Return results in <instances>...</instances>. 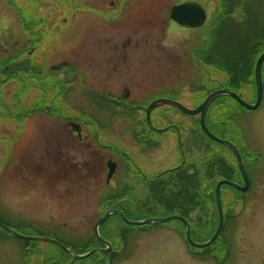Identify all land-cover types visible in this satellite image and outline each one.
<instances>
[{
  "label": "rangeland",
  "instance_id": "rangeland-1",
  "mask_svg": "<svg viewBox=\"0 0 264 264\" xmlns=\"http://www.w3.org/2000/svg\"><path fill=\"white\" fill-rule=\"evenodd\" d=\"M17 1L22 0H16V3ZM35 1L33 14L41 15L44 21L38 26L42 32L41 42L36 44L35 58L31 60H35L43 71H52L53 65L62 60L76 65L83 85H70L75 87L73 93L81 91L85 84L90 87L91 92L107 90L118 93L123 84L128 83L134 95L139 91L146 92L142 98L133 99L142 105L159 98L172 99L177 93L183 95L182 102L187 108H193L194 99L188 97L191 92L189 84L175 72L178 70L184 74L186 70H195L194 66L186 69L185 62L190 59L188 52L198 47V35L201 34L204 38L203 30L198 35L196 30H192L187 38L172 32V27L170 33L167 30L171 5L183 0ZM215 5V0L207 4L213 10ZM262 10L264 11V5ZM0 20L2 63L21 52L24 46L27 47L29 36L17 12L6 0H0ZM164 39L172 47L163 48L159 41ZM199 43L203 44L204 40ZM27 49L20 54V58L28 57ZM207 69L212 72L208 67ZM85 72L89 75L88 78ZM33 76L32 82L26 79L24 82L8 84L2 90V99L6 105L0 110V221L20 234L48 236L84 254L87 248H95V243L90 238L92 227L101 212L103 196L106 197L113 191L96 188L95 181H92L83 168L87 154L85 148H76L70 138L62 133L56 136L51 125L41 115L37 114L30 119V126L23 120L8 117L7 107L10 106L12 112L18 113L19 101L30 104L37 97L36 90L24 94L20 91L22 87L28 88L31 83L44 81L39 73ZM213 77L223 79V75L216 72ZM221 102L222 98L215 105L219 106ZM73 103L81 110L86 108L89 113H94L95 104L89 100L81 102L80 98L74 96ZM107 110L111 114L101 109L96 113V120H103L106 131L113 129L115 123L120 128L121 121L119 123L116 120L120 116L112 119L109 116H113L114 109L109 106ZM160 112L165 113L166 123L168 120L185 119H190L196 125L199 123V117H188L167 106L158 108L156 113ZM221 112V106L213 110V118L208 121L210 129H218L220 132L222 124L219 121H222V117L217 120V116ZM115 113L119 114L117 111ZM45 123L49 126H44ZM124 142L129 143V140L125 139ZM70 154H74V164L70 165L73 169L70 170L69 179L61 180L62 187L66 186L70 190L63 189L62 195L55 190L60 181L51 178V173H55V169L62 166L64 159ZM168 154L170 153L167 156ZM129 199L133 202V199ZM222 201L227 214L229 205L225 197ZM111 204L115 205L113 202ZM163 214V210L146 212L147 218L163 217ZM136 215L130 216V219H146L140 218L138 213ZM82 220L86 221L83 223ZM178 228L177 221L138 228L126 225L117 216H112L100 227V234L106 240L118 242L121 250L122 234H125L127 249L120 257L134 256L136 261H140L139 258L156 242L166 247L173 245V241L166 244L169 241L167 236L171 235L172 239L178 241L177 245L181 250L177 256L178 264H217L213 259L210 260L209 255L224 264H264V205L245 206L238 217L227 222L221 243L212 244L211 247L208 246L209 249L190 246L186 234ZM207 229L211 230V227L208 226ZM199 230L192 232L191 237L195 242L203 243L209 231L205 227ZM159 235L163 237L159 238ZM0 237L3 240L0 242V264H19L23 248L27 246L43 250L36 255L37 258L34 257L38 261L52 260L62 264L68 260V256L54 244L21 240L7 233H0ZM188 256L195 260L190 261ZM27 260L33 261V258ZM96 261V255H93L77 260L74 264H95ZM118 264H129V259Z\"/></svg>",
  "mask_w": 264,
  "mask_h": 264
},
{
  "label": "flooded vegetation",
  "instance_id": "flooded-vegetation-1",
  "mask_svg": "<svg viewBox=\"0 0 264 264\" xmlns=\"http://www.w3.org/2000/svg\"><path fill=\"white\" fill-rule=\"evenodd\" d=\"M212 1L183 0L171 5L168 11V33L171 32L170 27H172V32L178 35L181 34L185 38L191 35L192 30H196V35H198L209 24V21L213 19V13L215 12L210 6H207ZM185 2H196L205 8L206 22L202 27H182L171 20L170 10L172 6ZM197 39L196 36L195 41ZM201 40H203L202 37ZM208 41L211 42L210 40ZM159 44L163 48L166 46L172 47V45L166 44L165 39L162 42L159 41ZM191 51L188 52V57L195 58L191 56ZM124 60L126 61V59ZM192 64L191 59L187 60L185 62V68H193ZM244 68L245 66L239 65V71H237L238 79H233V72L226 70L221 82L222 86L219 89H225L229 93H234L242 102L248 105H254L258 98V91L254 81V70L253 79H250V82L247 84L244 78L246 72ZM77 73L78 81L80 74L78 68ZM85 73L87 75V72ZM128 73L130 74L129 70ZM175 73L179 78L186 79L187 82L201 77L202 83L205 85H214L212 73L207 70H186L184 74H181L177 70ZM47 80L49 82H45V88H42V90L35 89L37 97L34 99V102L30 104L20 102L19 108L22 110L23 115H26V111H30L33 105L37 104V107L40 108V112H34L26 121L25 119L22 120L30 126V121L37 114L41 115L40 117H43V120L51 125L56 136H60L62 133L65 137L70 138V141L75 144L76 148H85L87 154L84 158L85 163L83 168L91 176L92 181H95L96 188L102 187L103 190H106L127 187L129 190V198L133 199L132 204H136V198H142L147 208L155 211H160L162 208L161 203L152 201V197L156 195V191L170 190V188L177 191L182 185H186L187 180L190 189L193 191L192 194L196 197L199 184L197 182L198 159L195 142L198 137L199 123L196 125L190 119L183 121L168 120L166 123L164 121L165 113L160 112L158 114L156 113L157 109H154L150 113L149 122L144 110L134 108L140 105L146 108L149 102L146 105H142L137 100H133L142 98L146 92L139 91L134 95L133 91H131V86L128 83H124L122 90L118 91V93L107 90L106 92L97 93L100 100L107 102V105L119 113L118 115L120 117L116 118V120H119V123L121 121V127L117 128L115 123L113 129L106 131L103 127V120H101L102 127H100V130H95V125L91 118H84V116H87L86 114H79L81 118L74 112L75 108L79 109L73 103L74 96L76 95L78 97L80 93H73L74 87L67 85L69 83H66L65 75L60 73L52 77L49 76V78H46ZM90 90L89 86L82 88V92L86 94ZM191 92L188 94V97L194 99L195 104L193 107L200 105L206 98V96H203V90ZM127 94L129 95L127 96ZM183 98V95L175 93L171 100L183 103ZM219 106L222 109L221 137L217 134L218 129L214 131L208 127L212 133L236 148L245 176L241 171L236 154L229 146L222 145L218 151L210 152L211 155H219L222 158L220 163L223 167V176L218 181L224 180L238 185L240 188L246 187L245 191H241L224 184L222 186L221 198L225 197L226 203H228L231 209L238 202H242L243 208L256 204L264 205V64L262 66L260 101L255 109L249 110L236 97L229 94L222 97V102ZM219 106L217 105L216 107ZM167 107L174 108L172 106ZM23 108L27 109L23 110ZM155 115H157V118H155ZM46 123L44 126H49ZM106 138L109 140H106ZM125 139H128L129 143H125ZM167 153L170 154L167 156ZM70 155L69 157L66 156L67 159H64L62 166L55 169V173H51V178L55 181H60L55 190L57 192L59 191L62 195L64 194L63 189L66 191L70 190L66 186L62 187L61 182L62 179H69L70 170L73 169L70 165L74 164V154ZM111 163H115L116 167L110 174L108 165H111ZM200 187L207 189L209 186L208 184H201ZM195 197L193 205L196 203ZM114 203L116 206H126L121 198H116ZM182 217L190 224V233L200 231L199 229H201L203 223L199 224V222L208 220L204 212L201 210L198 211L195 207L192 208L189 216ZM118 218L120 219V217ZM85 221L83 220L82 222L84 223ZM177 223L180 232L183 230L185 234L184 224L180 221H177ZM171 232L174 233L173 231ZM158 237L161 238L163 236L159 235ZM167 240L169 241L166 244H170L173 241V245L166 247V245L164 246V244L156 242L153 246L154 248L147 249L143 257L139 258L140 261H136L134 256L129 258V264H178L177 256H179L178 254L181 251L177 245L178 241L172 239L171 235L167 236ZM96 248L104 249L105 247L97 246ZM40 251L43 252L39 247L27 246L23 248L21 262L19 264H57L56 261L52 260L41 261L40 259L38 261L36 255ZM114 252H117V250L115 249L114 251V248H112V260ZM28 255H32V257H28ZM32 258L33 261L27 260H32ZM188 258L191 259L190 261L195 260L190 256ZM69 260L70 256H68L67 261Z\"/></svg>",
  "mask_w": 264,
  "mask_h": 264
},
{
  "label": "trees",
  "instance_id": "trees-1",
  "mask_svg": "<svg viewBox=\"0 0 264 264\" xmlns=\"http://www.w3.org/2000/svg\"><path fill=\"white\" fill-rule=\"evenodd\" d=\"M14 10L17 12V16L24 27V30L30 37V44H34L39 41V33L37 31L39 24L42 22L41 17L34 15V8L36 6L35 0H22L14 2V0H6ZM216 9L215 17L211 24V29H203L204 43L193 52V56L197 63L205 68H209L212 72L224 74L226 70L233 72V79L237 78L239 71V65L245 66L244 74L245 83H249L250 79H253V70L259 56L264 52V11L262 7L264 0H215ZM210 30V31H209ZM210 40L211 42H209ZM20 53L5 59L0 64V110L5 106L2 99V90L8 84H16L17 82H24L26 79L32 82L33 75L42 72L33 62V60H21ZM31 58H34L32 55ZM199 69V67L196 65ZM224 76V75H223ZM238 79V78H237ZM201 77L191 82L192 90H203L204 97L210 92L218 89L220 86L214 81L213 86H203ZM41 83L29 84L28 88H23L21 91H27L29 89L42 90ZM219 100V99H218ZM218 100L209 108L206 116V123L208 125L209 119L213 118V107L217 104ZM103 102V101H102ZM100 100L90 97V103L95 104L94 113L91 118H97V112L101 109L107 110L108 105H104ZM30 111H26V115L30 117L34 112H40V108L33 105ZM8 116L15 117L17 119H23L25 115L14 113L11 109ZM212 110V111H211ZM50 112V111H48ZM111 114V111H109ZM1 113V111H0ZM113 116H109L112 119L118 116L115 111H112ZM222 117V112L217 116V120ZM111 121V120H110ZM222 124V121H219ZM209 126V125H208ZM221 136V133H217ZM196 153L198 159L197 168V182L199 188L196 191V197L192 194L193 191L188 185H182L179 190L173 188L165 189L160 192L156 191V195L152 197V201H156L162 204L161 210L164 211V216L179 214L181 216H189L192 212V208H197L198 211H203L207 216L206 223L202 224L201 228L208 230V226L211 230H208L205 241L209 240L215 232L218 225V210L215 199V186L217 181L223 176V167L221 165L222 158L219 155H211L210 152H216L221 149V145L209 140L198 124V137L196 138ZM201 184H208L207 189H202ZM194 197L196 199L195 205H193ZM116 198H121L126 206L120 207L112 205L111 203ZM136 204L129 202V190L121 188L117 191H113L107 195L105 201H110L112 208L120 209L124 212L126 217L130 219V216L140 214V218H147L146 212H158L147 208L142 198H136ZM145 199V198H144ZM177 204V205H176ZM129 211V212H128ZM103 213V212H102ZM137 216V215H136ZM235 218L232 214L231 207H228V213L224 214V225L221 231L220 237L213 243H221V236L224 232L228 221ZM201 220V219H199ZM2 222V221H0ZM3 223V222H2ZM202 222H199L201 224ZM5 224V223H4ZM148 227V226H146ZM142 228V227H138ZM0 232L7 233L0 229ZM8 234V233H7ZM122 246L124 250L127 249L126 235H122ZM95 240V238H94ZM0 237V242H2ZM96 241V240H95ZM99 245V244H98ZM211 247V246H210ZM208 247V249L210 248ZM90 248H87L84 252H87ZM211 260L213 259L217 264H224L223 261L216 260V257L209 255ZM96 263L100 264L98 256L96 255Z\"/></svg>",
  "mask_w": 264,
  "mask_h": 264
},
{
  "label": "water",
  "instance_id": "water-1",
  "mask_svg": "<svg viewBox=\"0 0 264 264\" xmlns=\"http://www.w3.org/2000/svg\"><path fill=\"white\" fill-rule=\"evenodd\" d=\"M170 18L182 27L199 28L204 24V22L206 20V12H205V9L200 4H198L196 2H186V3H182L179 5L172 6V8L170 10ZM263 62H264V52L259 56V58L256 62L255 71H254L255 84L257 87V91H258V98H257V101L254 105H248V104L242 102L234 93H229V91H227L225 89H221V90H217V91L211 93L210 95H208L207 98L204 100V102L201 103L199 106H197L194 109H189L179 102H176V101L170 100V99H165V98L155 99L154 101L150 102L146 108L140 107V106L139 107L137 106L135 108L144 110L146 112V117H147V120L149 122H150V113L154 109L161 107V106H164V105L172 106V107L180 110L182 113L187 114L189 116L200 115V126H201L203 132L205 133V135H207V137L209 139H211V140H213L219 144L229 146L233 150V152L236 154V156L239 160V163H240L239 154H238L236 148L233 145H231L230 143L216 137L207 128L205 118H206L207 111H208L210 105L212 104V102L215 101L217 98L228 95V94L236 97L241 102V104L244 105L245 107H247L249 110L255 109L258 106L259 101H260V94H261V89H262L261 68H262ZM67 66H68V69L71 70L72 67L69 65H67ZM61 67L62 66H59L57 69H54L55 72L59 71V69ZM70 70H69V72H70ZM115 167H116L115 164H111V165L109 164L110 174L113 172ZM240 168H241L243 175L245 176L244 169H243V166L241 165V163H240ZM224 184L230 185L231 187H234V188L239 189L241 191H245V189H246V187L240 188L238 185H235V184L228 182V181L222 180V181H219L217 183L216 188H215V197H216V205H217L219 220H218V225H217V228H216L214 234L205 243H197V242L192 240V238L190 236V226L187 223V221L181 216L171 215V216H167V217H160V218L153 217V218H147V219L140 220V221H134V220L127 219L124 216V214L118 210H108L105 213V215L95 224V227H94L95 234H96L98 240L102 244L106 245L107 248L105 250L92 249L84 255L75 254L69 247L63 246L61 243H59L58 241L51 239V238L24 236V235L19 234L18 232H16L12 228L5 226L3 224H0V227L5 229L10 234L17 236L19 238L29 239V240H37V241H43V242H50V243H54V244L60 246L64 251L68 252L71 255V260L67 264H74V262L76 260L85 259V258H87V257H89L95 253H101V254H104V256L105 255L110 256L111 245L99 235L98 228L102 223H104L112 215H119L121 217V219L126 224L134 225V226H146V225H153V224H162V223H166V222L174 221V220L181 221L185 226L186 238H187V241L189 242V244L191 246L197 247V248H206V247L210 246L215 240H217L219 238L220 233H221L222 228H223L224 215H223L222 202H221V187ZM105 208L108 209L109 205L105 204ZM242 210H243L242 202H238L233 206L232 213L234 216H238L242 212ZM101 262H102V264H111V259L109 258L108 262L106 263L105 258H102Z\"/></svg>",
  "mask_w": 264,
  "mask_h": 264
}]
</instances>
